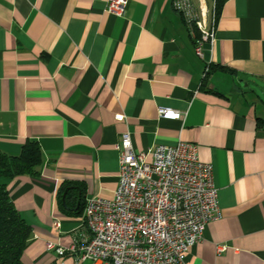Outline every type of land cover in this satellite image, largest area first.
Instances as JSON below:
<instances>
[{"label": "crops", "instance_id": "obj_1", "mask_svg": "<svg viewBox=\"0 0 264 264\" xmlns=\"http://www.w3.org/2000/svg\"><path fill=\"white\" fill-rule=\"evenodd\" d=\"M107 7L0 0V150L17 156L32 140L44 156L39 177L8 181L33 230L24 264H94L78 262L89 237L83 211L88 199L117 190L125 131L137 152L192 143L213 165L222 217L188 264H264V98L256 91L264 90V0H223L202 58L199 32L173 0H129L122 16ZM208 65L226 70L207 74ZM160 107L186 116L161 119ZM48 242L76 251L61 256Z\"/></svg>", "mask_w": 264, "mask_h": 264}, {"label": "built area", "instance_id": "obj_2", "mask_svg": "<svg viewBox=\"0 0 264 264\" xmlns=\"http://www.w3.org/2000/svg\"><path fill=\"white\" fill-rule=\"evenodd\" d=\"M129 0H108V12L122 16ZM219 0H173L175 11L191 30H197L195 54L203 57L204 45L214 43ZM207 71V70H206ZM159 117L182 120L184 113L159 108ZM118 114L116 120L124 121ZM119 185L112 198L87 200L82 217L89 233L78 262L94 264H188L191 249L208 225L221 219L219 191L213 165L203 162L192 143L158 144L137 152L130 131L121 135ZM59 221L56 227H60ZM48 250L64 256L68 251L48 242ZM227 245H218L222 253Z\"/></svg>", "mask_w": 264, "mask_h": 264}, {"label": "trees", "instance_id": "obj_3", "mask_svg": "<svg viewBox=\"0 0 264 264\" xmlns=\"http://www.w3.org/2000/svg\"><path fill=\"white\" fill-rule=\"evenodd\" d=\"M218 2V12L221 2ZM207 74L214 68L208 65ZM44 165L42 149L37 141L28 140L17 156L0 150V264H24L23 255L33 237L32 227L17 210L8 189V181L20 176L39 177ZM68 185L63 184L59 196H63ZM83 204L81 205L82 211Z\"/></svg>", "mask_w": 264, "mask_h": 264}, {"label": "rangeland", "instance_id": "obj_4", "mask_svg": "<svg viewBox=\"0 0 264 264\" xmlns=\"http://www.w3.org/2000/svg\"><path fill=\"white\" fill-rule=\"evenodd\" d=\"M255 89H256V88H255ZM256 91L262 96V98H264V90H262V89H257Z\"/></svg>", "mask_w": 264, "mask_h": 264}, {"label": "water", "instance_id": "obj_5", "mask_svg": "<svg viewBox=\"0 0 264 264\" xmlns=\"http://www.w3.org/2000/svg\"><path fill=\"white\" fill-rule=\"evenodd\" d=\"M66 199V193L63 195V202H65Z\"/></svg>", "mask_w": 264, "mask_h": 264}]
</instances>
